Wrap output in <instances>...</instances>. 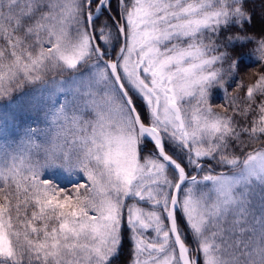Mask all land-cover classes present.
Segmentation results:
<instances>
[{
  "label": "snow or ice",
  "instance_id": "obj_1",
  "mask_svg": "<svg viewBox=\"0 0 264 264\" xmlns=\"http://www.w3.org/2000/svg\"><path fill=\"white\" fill-rule=\"evenodd\" d=\"M247 2L0 0V100L45 98L18 141L0 115V264H264Z\"/></svg>",
  "mask_w": 264,
  "mask_h": 264
},
{
  "label": "rangeland",
  "instance_id": "obj_2",
  "mask_svg": "<svg viewBox=\"0 0 264 264\" xmlns=\"http://www.w3.org/2000/svg\"><path fill=\"white\" fill-rule=\"evenodd\" d=\"M260 12V11H259ZM68 75V74H64ZM59 78V77H58ZM45 98L38 88L25 86L20 93H14L11 100H0V115L12 112L15 115V126L10 127V138L19 140L23 128L27 126L43 127Z\"/></svg>",
  "mask_w": 264,
  "mask_h": 264
},
{
  "label": "trees",
  "instance_id": "obj_3",
  "mask_svg": "<svg viewBox=\"0 0 264 264\" xmlns=\"http://www.w3.org/2000/svg\"><path fill=\"white\" fill-rule=\"evenodd\" d=\"M246 7L249 9H254L257 13L264 8V3L262 0H248ZM257 65H249L247 69H242L240 72V76L244 79H247V74H250L252 71H255ZM231 91V89H229ZM222 95V92H221ZM214 104H219L221 101L219 99H214L212 101ZM127 253V248L125 249V254Z\"/></svg>",
  "mask_w": 264,
  "mask_h": 264
}]
</instances>
